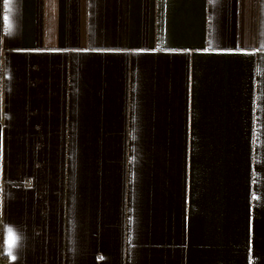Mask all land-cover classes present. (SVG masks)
<instances>
[{
  "label": "crops",
  "instance_id": "1",
  "mask_svg": "<svg viewBox=\"0 0 264 264\" xmlns=\"http://www.w3.org/2000/svg\"><path fill=\"white\" fill-rule=\"evenodd\" d=\"M0 231V264H264V0H0Z\"/></svg>",
  "mask_w": 264,
  "mask_h": 264
},
{
  "label": "trees",
  "instance_id": "2",
  "mask_svg": "<svg viewBox=\"0 0 264 264\" xmlns=\"http://www.w3.org/2000/svg\"><path fill=\"white\" fill-rule=\"evenodd\" d=\"M2 250V234H1V231H0V252Z\"/></svg>",
  "mask_w": 264,
  "mask_h": 264
},
{
  "label": "snow or ice",
  "instance_id": "3",
  "mask_svg": "<svg viewBox=\"0 0 264 264\" xmlns=\"http://www.w3.org/2000/svg\"><path fill=\"white\" fill-rule=\"evenodd\" d=\"M10 243H13L14 242V238H12L11 236H10V241H9Z\"/></svg>",
  "mask_w": 264,
  "mask_h": 264
}]
</instances>
